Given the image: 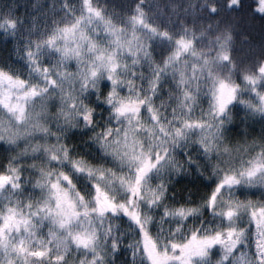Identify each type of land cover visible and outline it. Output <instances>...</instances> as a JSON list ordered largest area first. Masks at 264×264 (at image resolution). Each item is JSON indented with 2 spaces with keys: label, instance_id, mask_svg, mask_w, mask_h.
<instances>
[{
  "label": "snow or ice",
  "instance_id": "6c2138e0",
  "mask_svg": "<svg viewBox=\"0 0 264 264\" xmlns=\"http://www.w3.org/2000/svg\"><path fill=\"white\" fill-rule=\"evenodd\" d=\"M18 7L15 0L0 5V32L13 39L10 55L28 67L26 78L0 67V106L7 114L0 132V153L7 156L0 171V264H119L122 247L132 264L137 258L142 264H264V136L237 144L233 157L211 171L195 158L224 137L234 109L245 123L264 120V42L235 43L245 29L264 34V0H186L183 7L51 0L43 12L34 3L21 15ZM77 35L70 50L68 40ZM159 46L167 55L153 67ZM53 53L60 58L44 67L42 57ZM71 57L74 73L64 70ZM142 63L151 71L147 89L136 83L145 80L134 70ZM166 86L168 99L157 108L153 97ZM203 96L209 107L194 118ZM101 112L108 119H98ZM84 131L85 143L103 153L98 162L70 143L72 133ZM37 136L42 142L28 139ZM193 170L214 179L211 191L195 207L173 203L175 178ZM257 193L259 199H250Z\"/></svg>",
  "mask_w": 264,
  "mask_h": 264
},
{
  "label": "rangeland",
  "instance_id": "374dc122",
  "mask_svg": "<svg viewBox=\"0 0 264 264\" xmlns=\"http://www.w3.org/2000/svg\"><path fill=\"white\" fill-rule=\"evenodd\" d=\"M79 1H75V2H71L73 4H79ZM37 11V10H36ZM31 14H35V12H31ZM43 22V17L41 18V23ZM26 23H28V21L26 20ZM60 27H65V24H60ZM4 33L1 34V38H4ZM86 35H90V38L96 40L99 38H96L94 34H89L86 32ZM104 34L101 33V37H103ZM11 39L12 37L9 36ZM8 37V38H9ZM79 40V37L77 35V37L75 39H69L68 40V44H69V48L71 49H75L77 47V41ZM8 42V39H7ZM12 43H13V39L10 42V48L11 50L6 52V56L4 58V60H2V62L0 61L1 67L4 68H9L11 69L13 72H19L22 75H24L26 78L27 72H28V67L26 64H24V62L22 60H18L16 59L14 56H11L10 53L14 52V49L12 47ZM24 41L21 42V44H23ZM57 43L63 47L65 41L60 40L57 41ZM81 44L82 47H85L86 44L83 41L79 42ZM101 46H107V41L105 40L103 42V44ZM124 56H125V60L126 62L130 65L131 64V56L128 53V50L125 49L124 52ZM60 58V54L59 53H53L52 57H49L48 55L42 57L41 63L43 64L44 67H48L51 64H55L56 61ZM166 58V56L164 57ZM153 60H154V65L153 67H155L157 64H160V60H156V58L154 57V52H153ZM76 58L75 57H71L70 59L65 61V64L67 65V68L64 69L65 71L70 70L71 72H75L76 69ZM162 66V65H161ZM134 70L137 71H142L145 75V80L143 82L139 81L138 79L136 80V83L138 86L147 89L148 88V83H147V78L151 76V71L150 68L148 66V64L146 63H142V65H137L134 67ZM119 71V69H118ZM187 75H191V70L189 69L187 72ZM179 78V74H177V79ZM168 85H170V89H172L173 91H175V83L172 82L171 80V74H169L168 76ZM168 86L165 87V91L162 94H158L156 97H153V100L155 101L154 106L155 107H159L160 105V100L161 98L164 100L168 99ZM121 95L126 96L127 93V89H121L120 90ZM143 95V93H141ZM151 93L149 92V95ZM246 95V94H245ZM93 101L95 99V97L92 98ZM103 99V97L101 98ZM208 97L207 96H203L200 98L199 101V105L194 107L193 112L191 113V115L194 118H198L201 115V107L205 110H207V108L209 107L208 104ZM169 103H172L171 101H169ZM100 107L102 108L103 106L101 105H97V108ZM39 109L37 108V111ZM161 111H163L161 109ZM184 111H187V109H185ZM234 114H236V118L239 119L240 116L243 115L242 111H239L238 109H234ZM170 113H171V108L168 109L167 113H165L166 115H169L170 118ZM101 115H103V112L100 113ZM6 111L2 108V106H0V132H4L5 131V125H6V120H5V116H6ZM150 117V114L147 113L146 110V106L142 105L141 106V122L145 123V126H148L147 124V120ZM61 122H63V120L61 119ZM52 127L54 128L55 125H52ZM13 131H15V129H13ZM199 130H197L198 132ZM87 131L84 132H74L71 134V138H70V143L74 144L76 146V151L83 153L84 155H86L90 160H92L93 162H98V160L103 159L98 150L93 149L90 145H88L87 143H85L86 137H87ZM144 135H147L146 133H144ZM194 139H198V136L193 137ZM32 141L33 144L37 143V142H42L39 140V136L35 137V138H28ZM51 142H55V138H51ZM21 149H23V147L25 146V139L21 138L18 141ZM229 147H232V145H229ZM214 155V152L212 153ZM79 158V157H77ZM196 158V157H195ZM245 160L248 159L247 156L244 157ZM7 163V156L6 154L0 153V171L3 170V166L4 164ZM214 186V179L213 180H205L203 177H198L195 181H191V182H178L175 183L171 188H170V192L174 194L173 196H170L169 199L173 202V203H186V202H190L187 204L188 207H195L198 203L199 200L204 197L208 192L211 191L212 187ZM31 190V189H29ZM252 191H256L255 189H253ZM237 195H239V193H237ZM243 197H241L242 199ZM250 199H259V195L257 193V195L255 196H251ZM179 206V204L177 205ZM26 211V210H25ZM205 216L208 217V219H210V213H208V210L205 209ZM191 219V218H190ZM200 217L196 218V222L199 223L200 222ZM125 222L122 224H119V229L120 231H123L126 227H127V218H124ZM117 223H119V221H117ZM45 224H47V222H45ZM47 227L43 228V233L46 235L47 234ZM159 229L155 226V224L153 225L152 231H151V235L153 238H155L156 232ZM165 230H167V225H165ZM131 237V233H129L126 237H125V242H128V240ZM160 246H158L159 249ZM118 261L119 264H132V256H131V252L130 250H128L127 248L122 247L121 252L118 254ZM136 264H142V261L139 260V258H137ZM176 264H178V262H176Z\"/></svg>",
  "mask_w": 264,
  "mask_h": 264
},
{
  "label": "clouds",
  "instance_id": "9594fccd",
  "mask_svg": "<svg viewBox=\"0 0 264 264\" xmlns=\"http://www.w3.org/2000/svg\"><path fill=\"white\" fill-rule=\"evenodd\" d=\"M109 117V113L103 112V115L99 114L98 119L106 120ZM247 129V131H245ZM264 136V120L257 118L253 122L245 123L242 116L239 119H235V122L226 126L224 137L221 138L219 143L215 144L212 150L207 154L201 153L196 156V159L201 162V165L211 171L214 167L227 163L233 157V149L237 144H243L246 140L251 141L254 138ZM93 149L98 150L102 158L103 153L100 149L93 145L91 141L87 142ZM232 145V147H229ZM228 151H225V149ZM214 152V155L212 154ZM113 167H119L120 161H111ZM199 176L195 173V170L188 175H182L175 178V183L178 182H191L195 181Z\"/></svg>",
  "mask_w": 264,
  "mask_h": 264
},
{
  "label": "trees",
  "instance_id": "16d2710c",
  "mask_svg": "<svg viewBox=\"0 0 264 264\" xmlns=\"http://www.w3.org/2000/svg\"><path fill=\"white\" fill-rule=\"evenodd\" d=\"M75 1H79V0H70V3L75 2ZM11 2L12 0H0V5H5ZM15 2L19 5V7L17 8L16 14L21 15L25 11H31L30 5L34 3H39L40 5H42V7H38L36 10L38 12L39 11L43 12L48 7V5L51 3V0H15ZM58 2H62V0H58ZM92 2L94 4L103 6L106 0H92ZM185 2L186 0H158V3H160L161 6H165V7H167L171 3H180L181 7H183ZM59 15L60 13H57V20H60ZM48 23L51 24V19L48 20ZM60 24H64V23L61 22ZM1 34H3V32H0V36ZM245 36L248 37V40H245ZM11 40L12 39L9 37L8 42H7V40L0 37V61L1 62L2 60H4L5 56L7 55L6 52L11 50L10 45H9ZM262 42H264V34L261 33L259 28H255L252 30L245 29L244 31L239 32L235 35V43L240 48H246L249 44L255 45L258 47ZM162 48L163 46H159L157 47L156 51H154V57L156 58V60L161 61L167 55V53H164L162 55ZM1 65L2 64H0V67ZM169 90L170 89L168 88V91ZM99 109L101 108L98 107V110Z\"/></svg>",
  "mask_w": 264,
  "mask_h": 264
}]
</instances>
